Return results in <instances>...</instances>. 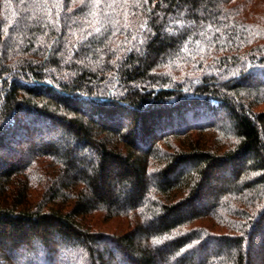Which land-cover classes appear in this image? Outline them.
Masks as SVG:
<instances>
[{
  "label": "trees",
  "instance_id": "16d2710c",
  "mask_svg": "<svg viewBox=\"0 0 264 264\" xmlns=\"http://www.w3.org/2000/svg\"><path fill=\"white\" fill-rule=\"evenodd\" d=\"M0 258L264 264V0H0Z\"/></svg>",
  "mask_w": 264,
  "mask_h": 264
},
{
  "label": "rangeland",
  "instance_id": "374dc122",
  "mask_svg": "<svg viewBox=\"0 0 264 264\" xmlns=\"http://www.w3.org/2000/svg\"><path fill=\"white\" fill-rule=\"evenodd\" d=\"M24 152H26L27 153V151H28V146L25 144V143H21L20 144V146H19ZM114 224L115 225H117V226H119V227H122V226H124V223H123V221L122 220H116L115 222H114ZM138 242V241H137ZM100 249H101V246H100ZM210 250L212 251L213 249H212V247L210 248ZM215 251V250H214ZM206 254V253H205ZM205 254H203V253H200L199 255L201 256V258H205ZM75 256V255H74ZM104 258L105 259H107L108 257L107 256H104ZM200 258V259H201ZM2 260H1V258H0V262H1ZM112 261V260H111ZM199 261V260H198ZM24 260L22 259V258H19V259H15V263H17V264H24ZM197 264H198V262L197 261H195ZM112 264H115V263H113L112 262Z\"/></svg>",
  "mask_w": 264,
  "mask_h": 264
}]
</instances>
